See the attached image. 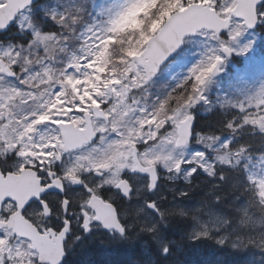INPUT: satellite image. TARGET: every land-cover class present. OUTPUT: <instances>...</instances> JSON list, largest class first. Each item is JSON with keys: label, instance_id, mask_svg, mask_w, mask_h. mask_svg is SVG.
<instances>
[{"label": "snow or ice", "instance_id": "obj_1", "mask_svg": "<svg viewBox=\"0 0 264 264\" xmlns=\"http://www.w3.org/2000/svg\"><path fill=\"white\" fill-rule=\"evenodd\" d=\"M0 6V264H66L77 244L121 245L134 227L137 264L209 240L242 264L264 255V0ZM197 176L213 181L206 215L162 208V179ZM169 215L188 221L183 242Z\"/></svg>", "mask_w": 264, "mask_h": 264}, {"label": "trees", "instance_id": "obj_2", "mask_svg": "<svg viewBox=\"0 0 264 264\" xmlns=\"http://www.w3.org/2000/svg\"><path fill=\"white\" fill-rule=\"evenodd\" d=\"M209 123H210L209 120L200 118L198 127L199 129H202L205 133L216 132L217 129L215 127H208ZM211 184H213V181L210 180L208 177L205 176L195 177L192 180V183L188 185L186 184L185 186L186 188L185 190H183L188 193V196L186 198L181 199L179 197V193L174 192L172 196V198L174 199L173 204L169 206L168 209H173L176 208L177 206H182L184 208L187 207L186 209L189 210L188 204L192 202H196V200H197L196 203H201L199 201L208 199L205 194L208 192L207 190H211L212 187ZM207 185H209V187ZM192 191L193 193H191ZM202 192H204L205 194L204 193L202 194ZM224 195H226L227 198L229 196L228 199H231L230 190L226 191ZM189 199L191 202L189 201ZM173 216L172 215L168 216L169 223L167 224L168 231H166V234L168 237H170L169 239L177 238L178 242H183L180 237L184 233L188 221L184 220L183 218L181 219L179 215H173ZM175 216L177 219L175 218ZM129 236L130 239L121 245L106 247L101 244V241L89 243L91 245L86 244L83 247L82 251L77 252L74 257H70L68 259L67 264H137L138 253L141 249V245L145 242V238L143 236L141 238L136 237L135 232L130 233ZM263 258L264 255H262L259 251L253 249L249 251L248 255L243 258V264H264ZM171 263L172 264H242V261L241 258L235 256L227 247L220 248L219 246H217V244L214 243V241L209 240L203 242L202 244H198L194 246L187 245L185 242V247L183 252L179 253L176 257L169 258V260L165 262V264H171Z\"/></svg>", "mask_w": 264, "mask_h": 264}, {"label": "rangeland", "instance_id": "obj_3", "mask_svg": "<svg viewBox=\"0 0 264 264\" xmlns=\"http://www.w3.org/2000/svg\"><path fill=\"white\" fill-rule=\"evenodd\" d=\"M136 16H138V14H133V16L129 19V21H128V25L129 26H134V25H136V26H139L140 25V21L138 20V19H136ZM158 23L159 22H157V23H154L153 24V28H156L157 26H158ZM181 69L180 68H178V69H176V73H174V74H178V73H181V71H180ZM163 176H165V177H167V173H163ZM178 179H183L182 177L181 178H178ZM178 179H168L169 181L171 180V181H176V180H178ZM168 182L167 181H165V182H163L162 184H161V188L159 189V192L158 193H164V196H167V190H168ZM174 187H172V189H173ZM173 198H171L169 201H168V203H167V205L165 206V208H166V210L169 208V206H171L172 204H173ZM193 204V205H192ZM188 205H190V206H188L189 207V209L191 210V211H194L196 208H200L201 209V211H200V215H206V213H207V208L206 207H204L203 205H201V203H196L195 204V202H192V203H190V204H188ZM193 206V207H192ZM194 206H195V208H194ZM198 206V207H197ZM203 206V207H202Z\"/></svg>", "mask_w": 264, "mask_h": 264}, {"label": "bare ground", "instance_id": "obj_4", "mask_svg": "<svg viewBox=\"0 0 264 264\" xmlns=\"http://www.w3.org/2000/svg\"><path fill=\"white\" fill-rule=\"evenodd\" d=\"M199 184H200V183H199ZM204 184H205V183H204ZM206 184H207V183H206ZM208 184H209V183H208ZM211 185H212V184H211ZM198 186H199V185H198ZM202 186H203V185H202ZM207 186L209 187V185H207ZM195 189H196V188H195ZM209 189H210V188H209ZM207 191H209V190H207ZM191 193H193V191H192ZM198 193H199V192H198ZM203 193H204V192H202V194H203ZM204 194H205V193H204ZM191 195H192V194H191ZM227 195H228V194H227ZM195 196H196V195H195ZM198 196H199V195H198ZM225 196H226V195H225ZM192 197H193V196H192ZM203 197H204V196H203ZM228 198H229V196H228ZM203 199H205V198H203ZM199 200H200V199H199ZM187 201H188V200H187ZM189 201H190V199H189ZM190 202H191V201H190ZM196 202H197V200H196ZM196 202H195V204H196ZM199 202H201V201H199ZM185 203H186V202H185ZM186 204H187V203H186ZM192 205H193V204H192ZM201 205H202V204H201ZM188 206H190V205H188ZM192 207H193V206H192ZM197 207H198V206H197ZM202 207H203V206H202ZM186 208H187V207H186ZM194 208H195V206H194ZM189 210H190V209H189ZM172 216H173V215H172ZM173 217H174V216H173ZM171 218H172V217H171ZM171 218H170V219H171ZM175 218H176V216H175ZM176 219H177V218H176ZM181 219H182V218H181ZM172 221H173V220H172ZM181 221H182V220H181ZM168 223H169V222H168ZM181 223H182V222H181ZM175 224H176V223H175ZM166 231H168L167 228H166ZM177 231H178V230H177ZM180 231H181V230H180ZM169 233H170V232H169ZM171 234H172V233H171ZM171 234H170V235H171ZM180 236H181V235H180ZM173 237H174V236H173ZM181 237H182V236H181ZM181 237H180V238H181ZM140 238H141V237H140ZM168 238H170V237H168ZM174 239L177 240V238H174ZM180 240H181V239H180ZM89 245H91V244H89ZM215 246H216V245H215ZM217 246H218V245H217ZM84 253H85V251H84ZM78 256H79V255H78ZM80 258H81V257H80ZM129 259H130V258H129ZM204 259H205V258H204ZM210 259H211V258H210ZM263 259H264V258H263ZM191 260H192V258H191ZM191 260H190V261H191ZM207 262H208V261H207ZM80 263H81V262H80ZM172 263H173V261H172ZM172 263H171V264H172ZM191 263H192V262H191ZM208 263H209V262H208Z\"/></svg>", "mask_w": 264, "mask_h": 264}, {"label": "flooded vegetation", "instance_id": "obj_5", "mask_svg": "<svg viewBox=\"0 0 264 264\" xmlns=\"http://www.w3.org/2000/svg\"><path fill=\"white\" fill-rule=\"evenodd\" d=\"M113 195H115V194H113Z\"/></svg>", "mask_w": 264, "mask_h": 264}]
</instances>
